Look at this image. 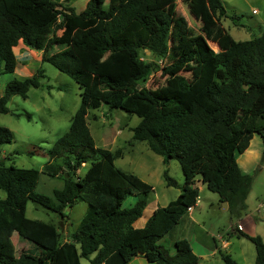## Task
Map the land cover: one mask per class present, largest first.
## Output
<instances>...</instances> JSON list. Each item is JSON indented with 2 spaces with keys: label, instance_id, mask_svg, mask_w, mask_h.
<instances>
[{
  "label": "trees",
  "instance_id": "1",
  "mask_svg": "<svg viewBox=\"0 0 264 264\" xmlns=\"http://www.w3.org/2000/svg\"><path fill=\"white\" fill-rule=\"evenodd\" d=\"M182 1L192 10L200 6L198 31L175 0H87L79 11L57 0H0V75L14 72V47L22 42L41 50V60L81 87L68 129L46 150L40 145L28 150L46 155L41 168L5 164L0 157V227L7 224L18 234V244L0 234V264H83L82 259L129 264L137 255L158 264H199L186 237L172 246L157 242L196 203L197 181L226 200L232 215L240 217L246 210L254 174L241 170L236 155L258 132L264 159V27L252 38L235 39L221 22L227 13L222 0ZM93 53L104 55L96 59ZM190 64L191 78L178 72ZM157 68L172 78L171 84L145 83ZM44 76L39 67L31 75L9 78L0 94V112L8 111L11 95L26 97ZM102 103L137 114L130 141L145 140L164 161L176 158L181 165L180 192L156 206L142 226L133 222L154 188L116 165L121 148L96 146L86 116ZM13 137L9 127L0 125V146ZM41 173L61 178L62 185L51 193L38 191ZM163 176L167 184H176L166 169ZM128 194L136 199L125 207ZM27 200L62 217L77 200H85L87 207L63 238L56 224L26 215ZM235 232L253 242L255 264H264L262 236L239 228ZM218 251L224 264H239L230 253Z\"/></svg>",
  "mask_w": 264,
  "mask_h": 264
},
{
  "label": "rangeland",
  "instance_id": "2",
  "mask_svg": "<svg viewBox=\"0 0 264 264\" xmlns=\"http://www.w3.org/2000/svg\"><path fill=\"white\" fill-rule=\"evenodd\" d=\"M62 1L69 5V0ZM85 0H72L71 5L76 11L84 6ZM107 0H103L106 3ZM177 10L183 14L187 22L196 31L199 30V8L189 2L175 0ZM226 15L221 19L223 26L235 39L252 38L260 33L264 27V0H222ZM214 49L218 47L211 42ZM31 51L37 49L27 47ZM56 48V47H55ZM17 50V65L15 73H3L0 75V94L3 92L6 81L12 76L22 78L42 68L45 76L40 78L41 85L29 87L27 96L13 94L7 101V112H0V125L9 127L14 134L10 142L1 144L0 157L5 164L14 163L17 166L41 168L46 161V155L39 152L28 153L34 145H40L47 149L60 134L68 129L71 117L78 108L81 100V87L67 73L59 70L52 63L41 60L40 55H28L23 66L22 51ZM104 54L93 53L92 57L100 59ZM22 60V61H21ZM160 64L162 61L156 58ZM25 63V62H24ZM157 68L146 84L158 79L161 83H172V78L160 75ZM179 73L187 78L194 74V65L181 68ZM30 113V117L26 115ZM87 123L96 146L115 150L121 148L122 154L115 158L119 167L132 171L143 180L153 185V192L143 210L142 215L134 222L135 226H142L144 219L150 211L158 206L165 205L175 198L183 184V172L176 158H168L154 152L145 140L130 141L132 127L140 117L120 107H111L102 103L96 108H89ZM262 136L254 132L248 146L236 155L237 163L241 170L254 174L253 182L246 198L247 208L240 217L232 215L219 199V194L207 187L201 180L199 195L191 210L185 213L180 221L160 237L157 242L172 246L175 239L186 237L194 252L199 256V264H224L219 249L231 254L239 264H255V247L252 241L244 236L236 234L235 229H242L250 234H259L264 240V159ZM87 168L85 163L79 168L82 174ZM176 180V184H167L163 171ZM62 185L59 177H50L41 173L36 185L40 192L51 193L54 187ZM4 191L0 188V197ZM136 199V195L128 194L123 200V206H130ZM157 204V205H156ZM87 207L85 200H77L73 205L64 210L67 216L46 209L32 200H27L26 215L31 218H39L56 224L63 238H67L71 230L78 224ZM195 233L198 240L195 238ZM0 234L8 235L15 244H18L17 232L7 224L0 227ZM211 236L217 246L212 245ZM225 240L226 243H224ZM201 241V242H200ZM212 242V243H211ZM27 247L31 243L27 241ZM87 264L86 259H82ZM129 264H158L148 261L144 256H134Z\"/></svg>",
  "mask_w": 264,
  "mask_h": 264
},
{
  "label": "crops",
  "instance_id": "3",
  "mask_svg": "<svg viewBox=\"0 0 264 264\" xmlns=\"http://www.w3.org/2000/svg\"><path fill=\"white\" fill-rule=\"evenodd\" d=\"M71 1L72 0H69V5H71ZM86 2H87V0H85V2H84V6H85V4H86ZM83 6V7H84ZM82 7V8H83ZM16 48H18L19 50H21L22 51V59H23V66L26 64V61H25V59L27 58V56L28 55H30V54H32V55H34V56H36V55H40L41 56V50H37V51H31L29 48H27V46H25L22 42H19L15 47H14V51H15V53H16V57H17V50H16ZM17 61H18V59H17ZM22 61V60H21ZM25 62V63H24ZM16 69V68H15ZM13 73H15V70H14V72ZM249 193V192H248ZM248 195V194H247ZM247 198V197H246ZM157 205V204H156ZM155 208V207H154ZM153 208V209H154ZM153 209L150 211V213L148 214V216H146L145 217V219H144V223H145V221L147 220V218L149 217V215L151 214V212L153 211ZM191 210V209H190ZM189 210V211H190ZM139 218V217H138ZM137 220V219H136ZM135 220V221H136ZM134 221V222H135ZM134 222H133V224H134ZM135 226V225H134ZM195 238L198 240L199 238H198V236H197V234L195 233ZM211 238V240H212V242L214 241L213 239H214V236H211L210 237ZM222 241H224V243H226V241L225 240H223L222 239ZM201 242V241H200ZM211 242V243H212ZM190 243H191V241H190ZM192 244V243H191ZM212 245H214L215 246V243H212ZM192 249L194 250V248H193V246H192Z\"/></svg>",
  "mask_w": 264,
  "mask_h": 264
},
{
  "label": "water",
  "instance_id": "4",
  "mask_svg": "<svg viewBox=\"0 0 264 264\" xmlns=\"http://www.w3.org/2000/svg\"><path fill=\"white\" fill-rule=\"evenodd\" d=\"M244 87H246V84H244ZM222 202H224L225 205L227 204V201L226 200H222ZM139 254H143V252L140 251Z\"/></svg>",
  "mask_w": 264,
  "mask_h": 264
},
{
  "label": "built area",
  "instance_id": "5",
  "mask_svg": "<svg viewBox=\"0 0 264 264\" xmlns=\"http://www.w3.org/2000/svg\"><path fill=\"white\" fill-rule=\"evenodd\" d=\"M192 208V206H188V210H190Z\"/></svg>",
  "mask_w": 264,
  "mask_h": 264
}]
</instances>
